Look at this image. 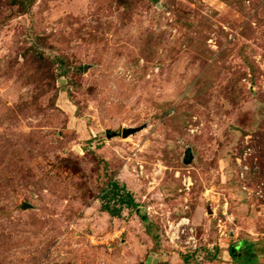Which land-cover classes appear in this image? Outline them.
<instances>
[{
	"label": "rangeland",
	"instance_id": "rangeland-1",
	"mask_svg": "<svg viewBox=\"0 0 264 264\" xmlns=\"http://www.w3.org/2000/svg\"><path fill=\"white\" fill-rule=\"evenodd\" d=\"M0 264H264V0H0Z\"/></svg>",
	"mask_w": 264,
	"mask_h": 264
},
{
	"label": "trees",
	"instance_id": "trees-1",
	"mask_svg": "<svg viewBox=\"0 0 264 264\" xmlns=\"http://www.w3.org/2000/svg\"><path fill=\"white\" fill-rule=\"evenodd\" d=\"M109 185L111 186V192L109 195L105 196L106 198H103V209L109 212L112 216L120 217L124 207L134 208L138 205L133 194L128 191L126 187H123L120 183L115 181L111 182ZM107 198H110V200H117L121 205L120 208H112L109 201L108 203L105 202V199ZM191 253L192 255H196L198 257V251L191 250Z\"/></svg>",
	"mask_w": 264,
	"mask_h": 264
},
{
	"label": "built area",
	"instance_id": "built-area-1",
	"mask_svg": "<svg viewBox=\"0 0 264 264\" xmlns=\"http://www.w3.org/2000/svg\"><path fill=\"white\" fill-rule=\"evenodd\" d=\"M184 219L186 220L187 218ZM183 220L178 225L171 224L170 230L168 231L169 237L172 241L179 240L184 242L181 234H186L188 238V240L185 241L187 247L191 248L193 251H198L200 254L202 252V249L201 246L198 244L197 236L193 235L194 229L191 227V221L187 219L188 222H183Z\"/></svg>",
	"mask_w": 264,
	"mask_h": 264
},
{
	"label": "water",
	"instance_id": "water-1",
	"mask_svg": "<svg viewBox=\"0 0 264 264\" xmlns=\"http://www.w3.org/2000/svg\"><path fill=\"white\" fill-rule=\"evenodd\" d=\"M142 128H134V127H131V128H125L123 130V136L124 137H129L131 136L132 134H135L137 132H139Z\"/></svg>",
	"mask_w": 264,
	"mask_h": 264
}]
</instances>
